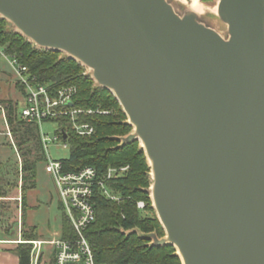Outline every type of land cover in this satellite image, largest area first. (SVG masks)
Here are the masks:
<instances>
[{
	"label": "water",
	"instance_id": "water-1",
	"mask_svg": "<svg viewBox=\"0 0 264 264\" xmlns=\"http://www.w3.org/2000/svg\"><path fill=\"white\" fill-rule=\"evenodd\" d=\"M217 8L228 38L169 0H0V18L118 99L151 167L154 244L264 264V0Z\"/></svg>",
	"mask_w": 264,
	"mask_h": 264
},
{
	"label": "trees",
	"instance_id": "trees-1",
	"mask_svg": "<svg viewBox=\"0 0 264 264\" xmlns=\"http://www.w3.org/2000/svg\"><path fill=\"white\" fill-rule=\"evenodd\" d=\"M7 23V20L0 18V47L6 53L18 57L41 83L48 84L53 90L76 86L75 107L107 111L105 114L95 112L78 116L79 122L89 123L95 128V133L88 137L75 132L70 117L52 120L59 123L57 133L70 146L69 156L60 159L64 170L76 171L91 165L103 175L111 167L128 166L121 175L107 182L112 192L120 197L119 200H111L100 192L95 196L96 220L86 230V236L93 245L97 261L108 264H182L173 245L153 243L152 235L162 238L165 230L151 199V167L139 140L123 141L134 127L128 123L118 99L108 89L98 86L80 62L59 51L37 48L22 34L7 27ZM16 86L23 92L20 85ZM0 104L5 105V121L14 139L13 143L9 139L1 143L6 150L13 149L14 154L8 150L5 157L0 155V198L6 197L7 187L17 186L16 183L22 180L21 235L25 242L18 243L16 252L20 264H31L32 244L28 241L38 239L40 235L36 226L26 224L27 194L36 188L37 165L46 163L47 155L39 126L20 118L18 101L0 100ZM17 154L21 157L20 163ZM139 201L145 203L144 209L138 207ZM4 208L5 205L0 204V230L5 232L4 236H10L13 229ZM61 235L66 239L76 235L64 212ZM46 264H54V257Z\"/></svg>",
	"mask_w": 264,
	"mask_h": 264
},
{
	"label": "built area",
	"instance_id": "built-area-1",
	"mask_svg": "<svg viewBox=\"0 0 264 264\" xmlns=\"http://www.w3.org/2000/svg\"><path fill=\"white\" fill-rule=\"evenodd\" d=\"M0 54L8 60L23 89L24 102L20 118L27 123H35L39 126L45 152L49 144L54 141H62L63 146L68 147V143L61 140V135L58 133L49 137L42 131V124L45 121H52L58 117H70L78 135L88 137L95 133L94 126L79 122L78 116L95 112L105 114L107 111L84 110L75 107L78 93L76 86L69 85L53 90L48 84L41 83L29 67L20 62L18 57L1 49ZM127 169L128 166L111 167L100 175L95 166L88 165L76 171H66L61 160L48 156L46 171L53 176L63 211L70 220L76 235L67 239L61 235L52 240L30 241L32 244L31 264H38L44 245L52 246L54 264H108L97 261L93 245L86 236V230L96 220L95 196L97 192L111 200H119L120 197L112 192L107 182ZM137 205L140 209L145 208L143 201H139Z\"/></svg>",
	"mask_w": 264,
	"mask_h": 264
},
{
	"label": "rangeland",
	"instance_id": "rangeland-1",
	"mask_svg": "<svg viewBox=\"0 0 264 264\" xmlns=\"http://www.w3.org/2000/svg\"><path fill=\"white\" fill-rule=\"evenodd\" d=\"M169 1L174 6L175 10L181 15L189 11V4L193 3V0ZM218 2L219 0H201L199 4V7H201V11L197 13V16L201 21L219 32L224 38H228V26L218 16ZM7 27H12V24L7 23ZM0 49L4 50V48L2 47H0ZM86 71L88 72V68L86 69ZM17 84L20 85L13 72L12 67L9 65L8 60L0 54V94L5 98H11L12 101L17 100L19 103L18 111L20 112L22 110L24 98L20 90L16 88L15 85ZM4 107V104H0V155L2 157L8 155L9 152L11 154H14L13 149L8 148V152L6 148L1 146V143H4V140L6 141V139H9L11 143L14 142L13 136L5 121L6 109ZM59 128L60 125L57 121H45L42 124V131L49 137H53L55 134H57ZM132 132H134V130ZM46 153L47 159L48 156L52 159H64L67 158L70 154V146L68 145V147L65 148L62 141H54L49 144ZM17 156L18 162L20 163L21 157H19L18 154ZM36 180V188L31 189L27 194L28 209L26 224L27 226H36L38 228V232L40 235L38 239L52 240L59 238L61 236L62 212L64 211L60 202L53 176L46 171L45 162H40L37 165ZM1 183L2 182H0V185ZM16 185L17 186L7 187L6 197L0 198V204L5 205L3 211L7 212L5 216L9 221V225H12L11 228L13 229V235L4 236L5 232L3 230H0V238H4L3 240L5 241H15L18 243H22L25 242L21 235L23 228V210L21 204L22 180H19ZM3 245L9 246L10 244ZM52 256V246L44 245V248L42 249V256L38 264H46L47 262L52 260Z\"/></svg>",
	"mask_w": 264,
	"mask_h": 264
},
{
	"label": "crops",
	"instance_id": "crops-1",
	"mask_svg": "<svg viewBox=\"0 0 264 264\" xmlns=\"http://www.w3.org/2000/svg\"><path fill=\"white\" fill-rule=\"evenodd\" d=\"M21 94L23 96L22 92ZM8 99H11V98H5L1 96L0 94V100H8ZM3 244H10V245L4 246ZM17 246H18V242L0 240V264H20L19 256L16 252Z\"/></svg>",
	"mask_w": 264,
	"mask_h": 264
},
{
	"label": "bare ground",
	"instance_id": "bare-ground-1",
	"mask_svg": "<svg viewBox=\"0 0 264 264\" xmlns=\"http://www.w3.org/2000/svg\"><path fill=\"white\" fill-rule=\"evenodd\" d=\"M200 1L201 0H193V3L189 4L190 5V10L192 12L198 13V12L201 11V7H199ZM178 252H180V251L178 250Z\"/></svg>",
	"mask_w": 264,
	"mask_h": 264
}]
</instances>
